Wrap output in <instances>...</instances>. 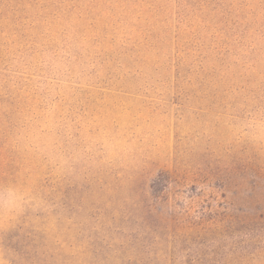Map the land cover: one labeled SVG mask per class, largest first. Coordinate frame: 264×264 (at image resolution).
Wrapping results in <instances>:
<instances>
[{"label":"rangeland","instance_id":"rangeland-1","mask_svg":"<svg viewBox=\"0 0 264 264\" xmlns=\"http://www.w3.org/2000/svg\"><path fill=\"white\" fill-rule=\"evenodd\" d=\"M70 51L63 71L48 58ZM264 0H0L9 264H264ZM57 122L66 166L22 147Z\"/></svg>","mask_w":264,"mask_h":264},{"label":"clouds","instance_id":"clouds-1","mask_svg":"<svg viewBox=\"0 0 264 264\" xmlns=\"http://www.w3.org/2000/svg\"><path fill=\"white\" fill-rule=\"evenodd\" d=\"M71 56L70 51L58 54L57 58H48L54 72L63 71L65 59ZM57 122L55 119L41 123H28L17 133L22 147L45 156L53 166H66L69 157L62 151L56 138ZM240 130L252 142L264 144V111L249 113L241 123ZM44 207L40 194L29 185L19 182L0 183V221L8 223L21 214ZM0 264H9L0 253Z\"/></svg>","mask_w":264,"mask_h":264}]
</instances>
